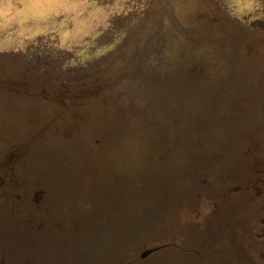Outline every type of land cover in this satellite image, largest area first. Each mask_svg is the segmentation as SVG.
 Instances as JSON below:
<instances>
[{
	"label": "rangeland",
	"instance_id": "1",
	"mask_svg": "<svg viewBox=\"0 0 264 264\" xmlns=\"http://www.w3.org/2000/svg\"><path fill=\"white\" fill-rule=\"evenodd\" d=\"M241 187L264 0H0V264H264Z\"/></svg>",
	"mask_w": 264,
	"mask_h": 264
},
{
	"label": "flooded vegetation",
	"instance_id": "2",
	"mask_svg": "<svg viewBox=\"0 0 264 264\" xmlns=\"http://www.w3.org/2000/svg\"><path fill=\"white\" fill-rule=\"evenodd\" d=\"M241 188L242 189L240 192L246 191L247 194H249L248 200L247 199L245 200L244 198V200L240 199L239 202L240 203L245 202V204L249 203L251 206V214L246 215L247 224L249 225L250 230L253 232V239L251 240V247L253 246L254 251H258L260 253V257H259L260 261L264 263V213L262 217H256V212L258 211L261 212V210L263 209V206L260 204V202L264 204V189L262 191H259V195L257 197L259 199V202H258L252 192L249 193V191L245 187H241ZM252 201L254 203V206L251 204ZM255 245H259L261 247V251L258 250Z\"/></svg>",
	"mask_w": 264,
	"mask_h": 264
}]
</instances>
